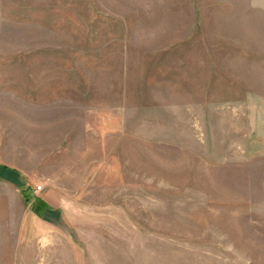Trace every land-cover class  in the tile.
Instances as JSON below:
<instances>
[{"label":"rangeland","instance_id":"374dc122","mask_svg":"<svg viewBox=\"0 0 264 264\" xmlns=\"http://www.w3.org/2000/svg\"><path fill=\"white\" fill-rule=\"evenodd\" d=\"M0 264H264V0H0Z\"/></svg>","mask_w":264,"mask_h":264},{"label":"crops","instance_id":"0c3cea01","mask_svg":"<svg viewBox=\"0 0 264 264\" xmlns=\"http://www.w3.org/2000/svg\"><path fill=\"white\" fill-rule=\"evenodd\" d=\"M2 173H3V177L6 178L5 181H7L9 184H12L14 186H16L18 184L17 183V181H18L17 176H15L12 172L3 171ZM66 190H68V189L65 187H60V189H59V191H64V192H66ZM44 204H46V203H44ZM43 207H45V206L43 205Z\"/></svg>","mask_w":264,"mask_h":264},{"label":"built area","instance_id":"2783aa9c","mask_svg":"<svg viewBox=\"0 0 264 264\" xmlns=\"http://www.w3.org/2000/svg\"><path fill=\"white\" fill-rule=\"evenodd\" d=\"M35 190L36 193L40 192L42 190V185H38Z\"/></svg>","mask_w":264,"mask_h":264}]
</instances>
